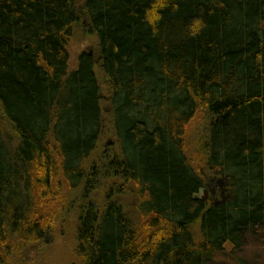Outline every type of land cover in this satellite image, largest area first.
<instances>
[{
  "label": "trees",
  "instance_id": "16d2710c",
  "mask_svg": "<svg viewBox=\"0 0 264 264\" xmlns=\"http://www.w3.org/2000/svg\"><path fill=\"white\" fill-rule=\"evenodd\" d=\"M57 177L75 264L257 263L248 237L264 264V0H0V264L40 245ZM108 181L137 206L95 203Z\"/></svg>",
  "mask_w": 264,
  "mask_h": 264
},
{
  "label": "rangeland",
  "instance_id": "374dc122",
  "mask_svg": "<svg viewBox=\"0 0 264 264\" xmlns=\"http://www.w3.org/2000/svg\"><path fill=\"white\" fill-rule=\"evenodd\" d=\"M96 47L97 40L90 36L89 38H84L83 40L78 39L71 41L69 46L67 47V52L69 54V71L71 72L76 70L78 66V58L81 54L89 52L96 53ZM99 80V83L101 85V92L103 93L102 96H104L103 98L105 100H103L101 107H104V109L106 110V115L108 116L109 96L105 93L106 85L103 82L104 76L99 74ZM107 116L105 117L108 119L109 116ZM198 131V126L196 125V123H193L187 130L184 137V149H186L185 153L191 161H195L196 159L195 147L196 142L199 139V137H197ZM101 142V153L103 149L115 147L116 143L115 139H113L109 135H105ZM97 155H94L91 158L90 164L95 163L100 169H102V164H99L98 162L100 155ZM192 165L193 167H195L194 164ZM99 179L101 181V178ZM214 182L218 184V186H216L214 194L217 196L216 198L218 199V201H221V199H223L224 197V194H217V190H223L224 187L226 188V182H224L221 178H214ZM212 183L213 182L210 180L209 183H207L205 187L198 192L197 199H202L205 201L210 200L207 192L208 190H210V184ZM55 185H58L55 190V199L45 210L47 213L44 214V218L45 220L47 219L46 224L48 225L46 227L47 231L45 232V236L42 239L40 245L38 244L31 246L32 248L23 251L19 258H7V264H75L77 262V259L74 256V238L72 234V229L74 227L72 220L73 215L68 213L69 211L66 209L67 205L69 204L68 202L70 200L75 201V199H78V196L81 192L74 191L70 196L68 189H66L65 187L66 185H64L63 180L60 178L56 180ZM118 188L120 189L119 191ZM110 191L113 192L112 194L116 195L115 198H117V200H120L129 208L137 206L140 201L137 195L138 191L134 186H123L119 183L118 185H112L110 181H108L107 183L103 184L93 195V199H95L94 202H102L107 192ZM69 217L71 218L69 219ZM246 245L248 249L247 253H252L249 255L250 259L253 260V262L258 263V254L255 252L256 244L251 240L250 237L247 238ZM226 250L228 253L230 251L229 247H227Z\"/></svg>",
  "mask_w": 264,
  "mask_h": 264
},
{
  "label": "water",
  "instance_id": "95a60500",
  "mask_svg": "<svg viewBox=\"0 0 264 264\" xmlns=\"http://www.w3.org/2000/svg\"><path fill=\"white\" fill-rule=\"evenodd\" d=\"M209 189H210V193H211V194H214V191H215L214 188H211V187H210Z\"/></svg>",
  "mask_w": 264,
  "mask_h": 264
},
{
  "label": "flooded vegetation",
  "instance_id": "af4514ba",
  "mask_svg": "<svg viewBox=\"0 0 264 264\" xmlns=\"http://www.w3.org/2000/svg\"><path fill=\"white\" fill-rule=\"evenodd\" d=\"M214 195V194H213Z\"/></svg>",
  "mask_w": 264,
  "mask_h": 264
}]
</instances>
